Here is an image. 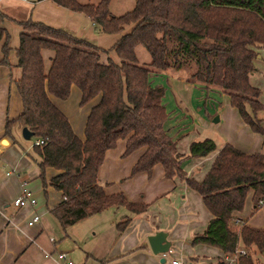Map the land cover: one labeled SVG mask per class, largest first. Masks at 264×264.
I'll list each match as a JSON object with an SVG mask.
<instances>
[{
    "label": "trees",
    "instance_id": "16d2710c",
    "mask_svg": "<svg viewBox=\"0 0 264 264\" xmlns=\"http://www.w3.org/2000/svg\"><path fill=\"white\" fill-rule=\"evenodd\" d=\"M110 0L79 3L52 0L55 5L84 13L103 33L122 34L111 47L118 63L100 62L105 51L64 29L53 28L29 18L17 21L20 31L15 47L19 71L14 84L20 99L18 115L5 121L4 133L11 127H25L41 145H32L36 155L37 178L43 195L46 186L60 192V200L49 210L62 229L109 207L123 206L131 214L143 213L146 205L130 202L122 193L106 194L96 174L104 152L117 140H124L122 156L143 148L130 174L161 166L163 176L178 178L201 198L211 215L203 230L190 238L191 244L205 243L231 253L238 242L264 250V225L245 222L236 228L232 219L248 193L252 210L264 202V156L244 153L223 144L200 180L187 175L182 162L187 157H205L215 151L210 138L189 143L187 154L176 150L164 124L163 87L149 83L150 71L186 73L190 81L213 86L228 97L244 124L264 135L255 113L263 105L259 90L248 76L254 71L256 48H264V0H134L130 10L114 16L108 11ZM0 11V64L8 65L7 33ZM148 53L147 66L136 64L134 48ZM49 50L45 69L42 52ZM80 93L79 105L98 97L90 107L79 139L66 116L52 99L66 100L70 88ZM55 174L45 178V169ZM116 222L121 230L127 221ZM216 264H225L220 258ZM237 264H254L248 252Z\"/></svg>",
    "mask_w": 264,
    "mask_h": 264
},
{
    "label": "crops",
    "instance_id": "0c3cea01",
    "mask_svg": "<svg viewBox=\"0 0 264 264\" xmlns=\"http://www.w3.org/2000/svg\"><path fill=\"white\" fill-rule=\"evenodd\" d=\"M27 1L30 20L41 22L53 28L64 29L75 37L91 42L103 51L108 48L111 49L116 40L131 29V26H127L118 33H103L80 11H70L55 5L52 0ZM258 58L261 59V56ZM252 63L254 72L249 74L248 82L260 92V89L264 88V70L259 69L253 60ZM14 64L11 60H8V65L0 64V264H57L53 255L55 248H59V245L55 240L53 242L49 240L45 213L49 212L60 200V192L51 186H46V188L50 187L57 192L58 198L49 208L43 209L37 205L35 195L27 187V184H31L36 192L38 188L42 191L41 183L37 178L36 159L31 157L28 147L18 144L14 139L15 133L11 129L16 126L19 130L17 125L10 129L8 135L4 133L5 121L15 118L21 108L18 93L11 81L12 78L19 75L18 69L13 67ZM255 74L261 82H251L250 79ZM154 78L152 77V79ZM169 84L171 87L168 96L171 94V96L176 97L178 109L182 103V108H186L184 105L186 101L188 103L192 89L188 85L183 86L179 80L174 81L172 77H170ZM73 88L74 86L70 88V92H74L76 99H78L80 93L77 88ZM223 94L224 97L226 96L227 109L224 112L229 118V129L222 132L219 140H214L216 142H214L216 147L214 152L205 157H187L182 162V168L186 174L191 175L196 180L203 177L217 151L225 143L244 153H259L264 156V135L253 133L239 118L236 110L230 107L227 95ZM97 101L98 97H95L85 103L88 107L83 111H80L81 107L72 108L67 107V105L63 107L62 111L60 110L66 116L74 134L81 140L83 139V125L86 115L90 107ZM164 101L167 102L168 106V97L164 96L162 102ZM77 102L79 105V99ZM53 103L55 104V101ZM260 103L264 107V104ZM79 106L83 107V105ZM170 107H173V102ZM261 109L255 113V117L261 121L264 130V118L258 115ZM184 116L185 114L182 112L174 113L170 110L164 126L167 132L170 128L173 129L168 134L176 141L177 152L186 155L188 145L194 140L195 133L190 130L184 136L179 135L178 129L188 125ZM123 149L124 140L119 139L113 148L104 152L102 163L97 170V180L103 186L106 194L122 193L126 200L143 203L146 205V209L143 213L131 214L123 206L109 207L97 214L84 217L97 215V219L102 220L109 213L105 223L107 227L101 230L103 236L105 232H109L106 238L107 242L99 245V247L97 245L93 247L91 251L93 258L98 261V264H172L171 259L181 260L186 264H216V261L223 254L218 247L205 243H190V238L203 230L211 216L204 207L200 196L189 189L180 179L165 178L162 168L158 164L151 168L149 175L145 172H137L131 175L130 169L142 153L143 148H139L126 156H122ZM55 173L56 171L52 168L45 169L47 177ZM21 181H25L26 188L35 198L34 206L17 207L13 205L12 200L20 192ZM46 188L44 195H46ZM250 198L251 195L248 193L242 209L233 214L236 219H232V221L236 228L242 222L252 227L264 225V202L252 210ZM117 210L122 211L120 217L124 215L128 218L121 230H117L115 226L118 216L115 214ZM123 210L129 214L126 215ZM34 213L39 214V218L28 225L26 221ZM108 228H110L109 231H107ZM156 230L164 231L166 239L169 241V247L163 256L161 253L158 256L153 254L147 243V235ZM237 246L244 247L240 242L237 243ZM74 247L79 248L77 244L73 246L71 242L61 246L66 250V253ZM244 248L246 254L250 253L254 264H264V250L258 251L252 244L248 248ZM45 252L50 253V256H44ZM161 256L163 257L162 260H160Z\"/></svg>",
    "mask_w": 264,
    "mask_h": 264
},
{
    "label": "rangeland",
    "instance_id": "374dc122",
    "mask_svg": "<svg viewBox=\"0 0 264 264\" xmlns=\"http://www.w3.org/2000/svg\"><path fill=\"white\" fill-rule=\"evenodd\" d=\"M77 1L79 3L87 2V0ZM92 1L96 2L97 0H91V2ZM133 1L134 0H110L108 3V11L114 16L120 15L132 8ZM28 6L29 4L27 0H0V11L5 14L2 20V26L7 33V61L11 60V62H16L14 48L17 46L18 33L20 31L17 21L28 18ZM252 48L258 52L256 58L253 59L254 64L259 69L264 70V48H256L254 46H252ZM134 53L136 58V64L141 66H147L150 61L147 51L142 46L137 45L134 48ZM50 55L51 51L49 50L42 52V59L45 69L48 67ZM258 56H261V59L258 58ZM107 59H110L115 63L119 62V59L109 48L105 51V53L100 54V62L105 63ZM150 72L151 73L148 78L150 85L154 87H163L164 93L167 90V93H165L164 96L168 97L169 105L167 106L166 101L163 102L167 111L170 112L171 110L174 113L182 112L183 114H185L184 119H187L188 125L178 129L179 135L184 136L187 132L193 130L195 133L194 140H199L200 138L207 137L211 138L213 141H216L219 140L223 131L229 129V118L225 114L227 109V106L225 104L226 96L224 97L222 90L213 86H205L201 83L190 81L186 73L174 71L159 72L154 70ZM152 77L155 78L152 79ZM170 77H172L174 81L179 80L183 86L188 85L189 88L192 89V92L189 94L188 103L186 101L184 105L186 106V108H182V103V105L178 109L176 97L173 95L171 96V94H169L168 96V91L171 87L169 84ZM250 80L252 83L261 82L259 81V78L256 74L252 76ZM73 89L76 88L74 87ZM78 99H76L74 92H70L66 100L53 99V101H55L56 107L61 111L63 110V107L65 105H67V107L72 108L81 107L80 111H83V109L88 106L86 104L83 105V107L79 106L77 104ZM257 99L264 104V88L260 89ZM172 102L173 107H170ZM258 115L264 118V107L261 109ZM215 117H217V121H214ZM11 130L14 131V139L18 142V144L25 145L26 147H28V151L31 154V157L37 159L36 155L33 153L32 150V145L35 142V138L31 136L28 140L22 139L19 133L20 129L18 130L16 126ZM172 131V128L168 130L169 133ZM47 176L48 175L45 174L46 179L48 178ZM27 187L30 188L32 193L35 195L37 199V205H40L43 209L52 206L58 198V193L50 187L46 188V195L42 194L40 188H38V191L36 192V190L33 189V186H31V184H27ZM121 212V210H117L115 212V214L118 215L116 218V222L125 217L124 215L120 217ZM124 213L126 215L129 214L127 211H125ZM45 217L48 223V226L46 228L47 233L50 237H53L57 245H59V248H55V251L62 250L65 252L66 250L64 248H61V246H64L65 244H67V242H71L73 246L74 244H77L79 246V248H71L70 252L67 253L68 257L72 260L74 264H98V261L93 258L91 251L94 246L97 245V247H99V245L101 246L103 243L107 242L106 238L109 232H105L104 236L101 232L104 227H107L105 224L107 222V217H104V219L102 220H98L97 215H93L92 217H87L75 223H72L66 226L64 229H62L53 214L46 212ZM109 230L110 228L107 229V231ZM156 256H158V254H156Z\"/></svg>",
    "mask_w": 264,
    "mask_h": 264
},
{
    "label": "built area",
    "instance_id": "2783aa9c",
    "mask_svg": "<svg viewBox=\"0 0 264 264\" xmlns=\"http://www.w3.org/2000/svg\"><path fill=\"white\" fill-rule=\"evenodd\" d=\"M42 140L41 139H35V142L33 145H41ZM12 203L14 206L22 207V206H34L36 201L35 198L32 196L31 192L26 188L25 181H21L20 183V192L19 194L12 200ZM259 205L262 204V201L258 202ZM39 214L34 213L31 215V217L26 221L28 225H31L33 222L38 220ZM49 240L51 242L54 241L53 237H49ZM163 256L164 253H161ZM246 251L244 247L235 246L234 250L231 253H223L221 255V260L225 264H237V260L239 256H245ZM44 256H50V253L45 252ZM53 257L55 258L57 264H74L72 260L68 257L67 253L59 250L55 251ZM170 262L172 264H186L184 261L177 260V259H171Z\"/></svg>",
    "mask_w": 264,
    "mask_h": 264
},
{
    "label": "water",
    "instance_id": "95a60500",
    "mask_svg": "<svg viewBox=\"0 0 264 264\" xmlns=\"http://www.w3.org/2000/svg\"><path fill=\"white\" fill-rule=\"evenodd\" d=\"M214 121H217V117L214 118ZM20 136L24 140H28L32 133L28 131L25 127L20 128ZM4 143V140L2 141ZM150 251L153 254L164 253L169 247V241L166 239V233L162 230H156L153 233L147 235L146 237ZM163 257H160L162 260Z\"/></svg>",
    "mask_w": 264,
    "mask_h": 264
}]
</instances>
